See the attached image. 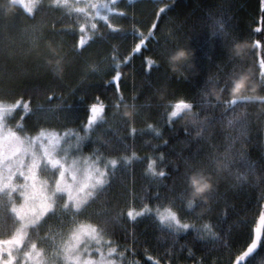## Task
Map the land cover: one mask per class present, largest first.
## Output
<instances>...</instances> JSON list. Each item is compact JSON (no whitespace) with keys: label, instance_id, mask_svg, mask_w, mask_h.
Segmentation results:
<instances>
[{"label":"trees","instance_id":"trees-1","mask_svg":"<svg viewBox=\"0 0 264 264\" xmlns=\"http://www.w3.org/2000/svg\"><path fill=\"white\" fill-rule=\"evenodd\" d=\"M165 3L171 5V10L167 16L161 14L155 40L148 39L137 53L136 45L141 38L138 33L147 36L155 12ZM116 12L126 15L117 16ZM34 16L33 19L12 0H0V100L27 103L31 114L25 113L22 107L17 108L20 118L15 123L19 129L36 134L41 129L82 130L89 115L88 106L98 98L106 106L107 123L94 126L91 139L82 150L88 156L98 152L104 161V158L119 161L110 186L79 219L93 224H100L103 219L110 221L104 237L113 242L117 252H124L123 259L118 256L122 264H235L259 229L261 256L246 262L258 264L264 258V223L260 221L264 212V110L254 104L234 106L236 112H246L242 131L241 124L229 126L227 123L233 116L231 109L224 110V102L231 98L229 92L219 93V97L209 96L208 100L217 106L208 110L204 108V93L210 92V81H218L216 86L222 87L223 81L239 68L251 70L259 78V44L264 50L262 0H163L159 4L157 0H135L133 4L123 0L110 14V20L114 27L127 34L110 32L98 19L99 32L106 34L105 38L100 39L86 29L83 35L87 43L80 53L74 51L81 35L78 27L72 31L75 17L48 8ZM167 17L174 18L175 23H165ZM217 21L224 24L227 36L217 30ZM53 23L57 29L69 31L54 37L50 33ZM177 24L182 27L177 28ZM34 25L44 36L37 38L38 48L33 47L30 32ZM234 39L248 45L243 59L234 57L230 51ZM57 43L67 54L60 74L44 66L45 59L49 65L48 60L54 58V55L45 56L46 46L53 49ZM177 43L195 49V68L182 72L171 70L162 53L165 44L172 48ZM113 56L121 64L122 101L116 86L108 84L115 73ZM37 85L41 89L39 93L33 91ZM180 101L191 103L192 111L199 112L201 120L205 116L214 117L201 137H197L198 127L185 120L187 111L169 124L167 117L172 109L168 105ZM133 103L138 114L129 125L123 108ZM116 104L120 105L118 109ZM131 128L136 129L135 133ZM161 155L163 160L159 159ZM225 155L232 161L229 167L221 168L218 173L210 172L216 189L210 206L198 207L194 212L186 210L181 199L185 195L184 186L174 168L183 172L184 159L192 156L214 168L210 161ZM241 155L255 165V176L249 173ZM125 156L131 159V164L126 165L119 159ZM153 161L155 170L164 171L165 177H154L148 172V165ZM238 174L247 175L248 179L238 180ZM145 206L151 212L135 219L128 216L129 211L134 216L143 212ZM169 207L179 214L183 223L200 229L209 225L216 238L191 227L173 235L155 215L157 209L163 211ZM52 221L57 218L49 221L41 236L49 234ZM8 238L7 232H0V239ZM32 239L39 246L47 245L35 235Z\"/></svg>","mask_w":264,"mask_h":264},{"label":"snow or ice","instance_id":"snow-or-ice-1","mask_svg":"<svg viewBox=\"0 0 264 264\" xmlns=\"http://www.w3.org/2000/svg\"><path fill=\"white\" fill-rule=\"evenodd\" d=\"M135 3V0H128V4ZM157 3H163V0H157ZM117 6V0H20L21 9L35 18L34 14L42 11L45 8L63 11V14L68 17H75L74 28L78 27L81 33L78 42L74 45V51L80 53L85 47L87 41L83 33L86 29L93 32L94 35H99L100 39H104V33H100L97 20L104 22V25L110 32H120L127 34L123 29L113 26L110 20V13H113ZM264 6V0H262ZM171 10V5L165 3L163 7H158L155 12V19L150 25L147 36L144 33H138L141 37L136 45V52L140 51L141 46L146 45L148 39L155 40V30L157 22L161 21V14L167 16V12ZM117 16H124V12H116ZM165 23H175L174 18L167 17ZM63 23V21H61ZM217 30L222 35L227 36L223 23L217 21ZM182 25L177 24V28ZM28 31V30H26ZM69 31V29H57L53 23L50 28V33L55 37L58 34ZM256 31H260L256 29ZM31 35L33 37V47L38 48L36 43L37 38L43 39V33L38 26H32ZM168 35H172L169 30ZM92 37H89L91 40ZM259 42L257 41V44ZM179 47L175 44L169 48L164 45L162 55L165 57L170 54V51ZM45 56L55 55L51 46H46ZM56 50L61 54L63 62H67V54L64 53L60 44H56ZM112 67L115 73L108 81V84L115 85L117 96L122 101L123 96L120 95L119 81L121 73L119 71L121 64L115 56L112 57ZM154 67H159L152 61H149ZM44 66L49 67L53 72L60 67L56 65L52 67L44 60ZM239 68L234 70L224 81L220 87V93L229 92L230 81L239 74ZM259 78L254 80L259 81L264 85V60H260ZM97 69L93 68V71ZM212 86H216L218 81H210ZM33 91L39 93L40 86L37 85ZM264 91V89H262ZM230 94V93H229ZM210 92H205V110L215 108L217 105L212 104L208 97ZM224 102V110L231 109L233 116L228 120L229 126L241 124L242 131L245 124L246 112L241 110L236 112L237 105L247 106L253 104L252 97L233 98ZM51 99V97H49ZM95 103L88 106L89 115L86 125H82L84 135L74 133L72 131L65 132L60 135L54 131L41 129L35 136L27 134L20 135L17 131L7 128L5 123L6 118L11 115L17 108L21 107L20 101L15 103H7L0 100V232H7L8 239H0V264H117L114 255L121 259L124 257V252H117V248L112 246L111 241L104 240L107 225L110 223L108 219H103L100 224L82 222L79 217L88 213V209L99 198L103 191L110 186L111 175L118 166V159H107L103 168L100 167L102 162L100 155L94 153L90 157H74L73 152H79L82 144L91 139L90 134L95 130L94 126L107 123L104 118L105 105L98 98ZM136 99L135 96L132 97ZM264 103V101H261ZM217 104L220 101L217 100ZM138 110L136 105H131ZM71 107V106H69ZM120 107L116 104V108ZM172 110L168 113V122L171 124L173 119L181 117L185 111H191L193 105L180 101L174 105H168ZM25 113L30 111L27 103L23 104ZM264 113V112H262ZM197 119L193 125L197 126L199 131L197 137H201L207 128L208 123L214 119L211 116H205L201 120L200 113H196ZM131 125L133 120H128ZM151 128V125L149 126ZM157 136L159 131L152 129ZM20 131H25L22 127ZM136 129L131 128V132L135 133ZM166 143V142H165ZM135 154H133V157ZM124 164H131L129 157H120ZM160 160L164 157L161 155ZM241 160L245 163L249 173L255 176V165L246 161L241 155ZM195 161V162H193ZM232 161L227 155L220 159L213 158L210 164L215 165L214 168L209 167L203 160H196L195 156L184 159V170L180 172L178 168L174 171L179 173L178 178L183 184V193L181 199L186 204V210L195 211L201 206H210L209 202L194 199L191 193L190 177L193 172L202 171L205 173H218L221 168L227 169ZM110 169L112 170L110 172ZM148 172L154 177H165L164 171L155 170V162L148 165ZM260 179L261 177H256ZM237 179L246 181L247 175H237ZM216 189L209 195L211 199L215 197ZM159 198V194H157ZM151 212L147 206L143 212H137L135 216L131 211L128 212L130 218L135 219L136 216H143L145 213ZM159 223L168 229L173 235H178L181 232H186L190 227L194 228L198 233L205 232L209 236L216 238L212 228L205 224L202 229L196 228L195 225L181 222L179 214L173 211L172 208H165L162 212L157 209L155 213ZM53 218L61 220V230L55 234H51L52 230L49 227L48 233L44 236L40 232L48 225ZM66 218V219H65ZM118 219V218H113ZM261 223H264V212L260 215ZM37 237L41 243L48 245V252L43 248L38 247L37 242L32 239V235ZM107 244V253L102 250L103 245ZM261 238L260 231L256 229V236L247 246L246 251L236 260L235 264H246L247 261H254L261 256ZM93 255H98V259H93ZM191 255V251H189ZM258 264H264V258H260Z\"/></svg>","mask_w":264,"mask_h":264},{"label":"clouds","instance_id":"clouds-1","mask_svg":"<svg viewBox=\"0 0 264 264\" xmlns=\"http://www.w3.org/2000/svg\"><path fill=\"white\" fill-rule=\"evenodd\" d=\"M248 45L245 41L234 39L231 43L230 51L232 55L238 59H243ZM55 52L54 58H50L48 63L50 66L55 67L60 65L55 73L60 74L64 70L63 60L61 54L56 48L53 47ZM166 60L173 72H182L186 68H195V49L187 46L175 47L170 51V54L166 56ZM264 85L259 81L254 80L251 70L240 69L239 74L230 81L229 93L233 98L252 97L253 104L258 105L260 110H264ZM220 87L212 86L210 94H215L219 97ZM123 116L128 120H134L136 116V110L130 106L125 105L123 108ZM185 120L193 124L197 119L196 112L187 111L185 114ZM189 183L191 184L190 195L197 200H203L209 202L211 200L210 193L215 189V178L211 173H205L202 171L193 172Z\"/></svg>","mask_w":264,"mask_h":264},{"label":"rangeland","instance_id":"rangeland-1","mask_svg":"<svg viewBox=\"0 0 264 264\" xmlns=\"http://www.w3.org/2000/svg\"><path fill=\"white\" fill-rule=\"evenodd\" d=\"M12 1H13L15 4H17V5L20 6V0H12ZM121 1H123V0H117V6H116L114 12L118 9V5H119V3H120ZM127 1H128V0H127ZM114 12H113V13H114ZM110 14H111V13H110ZM110 14H109V15H110ZM259 47L261 48L260 59H261V60H264V50H263V48H262V45L259 44ZM23 104H24V102L21 103V107H22V108H23ZM23 111H24V110H23ZM15 113H16V110H15L11 115H9V116L6 118L5 123H6V125H7V128H11L13 131H17L20 135L27 134V135H29V136H35V135L37 134V132H36V134H31V133L26 132V131H23V132L20 131V129H19V125L15 123V122L17 121L16 119H19V118H20V115L17 114V113L15 114ZM30 114H31V110L28 112V115H30ZM39 131H40V130H38V132H39ZM48 131H53V130L48 129ZM68 131H72V132H74V133H78V134H80V135H84V131H83V129L80 130V129H78V128H69V129L63 130V131H61V132H59V131H57V130H54V132H56V133H58V134H60V135H63L65 132H68ZM87 141H89V140H87ZM87 141H85V142L82 144L80 151H79V152H73V153H72V156H74V157H90V156L84 154V153H83V150H82V149H83V146L85 145V143H86ZM101 160H102V162H101V164H100V167L103 168L104 163H106V161H104L102 158H101ZM161 212H162V211H161ZM53 219H54V218H53ZM65 219H66V218H65ZM49 225H51V226H50V227H51V230H52L51 234H55V233H57L58 231L61 230V227H62L61 220H59V219H57V221H52ZM29 232H30V230H29ZM104 240L107 241V239H106L105 237H104ZM112 246H113V245H112ZM38 247L43 248V249L45 250L46 253L48 252V245H43V246H39V245H38ZM113 247H114V246H113ZM102 250H103L105 253H107V244L103 245ZM92 258H93V259H98L99 257H98V255H93ZM112 259H115V260L117 261V264H122V261H121V259H120L118 256L114 255V256L112 257Z\"/></svg>","mask_w":264,"mask_h":264}]
</instances>
